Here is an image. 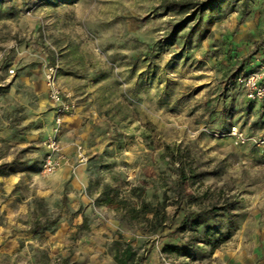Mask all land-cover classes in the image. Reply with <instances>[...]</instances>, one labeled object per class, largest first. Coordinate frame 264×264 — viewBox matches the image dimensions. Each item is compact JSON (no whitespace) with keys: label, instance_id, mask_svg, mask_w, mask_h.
<instances>
[{"label":"rangeland","instance_id":"374dc122","mask_svg":"<svg viewBox=\"0 0 264 264\" xmlns=\"http://www.w3.org/2000/svg\"><path fill=\"white\" fill-rule=\"evenodd\" d=\"M162 1L0 0V264H264V100L225 90L264 63V0ZM48 67L86 119L41 178Z\"/></svg>","mask_w":264,"mask_h":264},{"label":"built area","instance_id":"2783aa9c","mask_svg":"<svg viewBox=\"0 0 264 264\" xmlns=\"http://www.w3.org/2000/svg\"><path fill=\"white\" fill-rule=\"evenodd\" d=\"M13 74L14 72H10ZM45 86L47 88L48 102L53 110V128L45 142L46 155L39 167L38 174L41 178H48L59 171L66 160L65 151L60 141V129L63 128L68 119L77 115L78 105L71 94L64 93L55 80V69L48 67L44 73ZM237 89L244 93L249 102L264 100V63L259 70L247 75H240L225 85V90ZM230 136L237 142L244 143L248 140L245 133L234 128ZM251 142L264 153V134L251 138ZM79 162L84 160L80 148L77 147L74 153Z\"/></svg>","mask_w":264,"mask_h":264},{"label":"trees","instance_id":"16d2710c","mask_svg":"<svg viewBox=\"0 0 264 264\" xmlns=\"http://www.w3.org/2000/svg\"><path fill=\"white\" fill-rule=\"evenodd\" d=\"M210 5L211 3L207 5L206 4L202 5L199 10V13L205 14L209 12ZM161 8H163L167 12L178 11L180 13H183V12H188V11L193 10L195 6L190 2L171 3L166 0H163L161 4ZM199 25L202 26V22L200 21V19H199ZM179 173H180L179 176L183 178V181H185V174L183 173V171L179 170ZM107 204L110 205V202L108 201ZM142 209L145 210V207L143 206ZM142 212H144V214L152 213L149 211H142ZM132 213H134V211L129 214H132ZM113 251H114L113 261L115 264H138L136 251H134L130 246L122 245L121 243L116 242L114 243ZM179 251L180 250L177 248L166 247L164 249V252L166 253H175Z\"/></svg>","mask_w":264,"mask_h":264},{"label":"crops","instance_id":"0c3cea01","mask_svg":"<svg viewBox=\"0 0 264 264\" xmlns=\"http://www.w3.org/2000/svg\"><path fill=\"white\" fill-rule=\"evenodd\" d=\"M78 107H79V104H78ZM81 110H82V108L80 106L78 108L77 115L74 118L68 119L66 121L65 126L63 127V128H65L67 130H70V131H68V132H70L69 134L74 133L76 131H78V132L81 131L80 125H79V127H77V130H74V132H73V128L72 129L70 128V124H75V123H78L79 124L80 123V120H84L85 121L86 117L84 116L83 113H81Z\"/></svg>","mask_w":264,"mask_h":264}]
</instances>
